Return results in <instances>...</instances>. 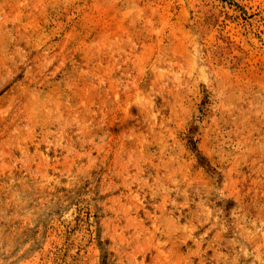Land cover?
<instances>
[{
  "label": "rangeland",
  "instance_id": "obj_1",
  "mask_svg": "<svg viewBox=\"0 0 264 264\" xmlns=\"http://www.w3.org/2000/svg\"><path fill=\"white\" fill-rule=\"evenodd\" d=\"M0 264H264V0H0Z\"/></svg>",
  "mask_w": 264,
  "mask_h": 264
}]
</instances>
